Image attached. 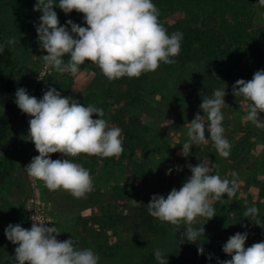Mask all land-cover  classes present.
I'll return each instance as SVG.
<instances>
[{
    "label": "clouds",
    "instance_id": "1",
    "mask_svg": "<svg viewBox=\"0 0 264 264\" xmlns=\"http://www.w3.org/2000/svg\"><path fill=\"white\" fill-rule=\"evenodd\" d=\"M258 4L264 7V0H258ZM54 5L57 0H36L33 10L41 13L35 27L39 46L46 51L42 59L58 73L75 75L88 60L109 80L125 76L139 78L143 73L157 70L161 63H174L173 58L180 53L183 33L168 34L159 22L160 12L152 0H58V7L65 14L73 10L82 13L87 26L72 20L61 25ZM7 43L11 45L14 40ZM3 50L4 46L0 45V52ZM65 55L69 56L67 62L63 59ZM232 93L249 102L246 120L264 128V122L259 119L264 113V69L257 70L251 80L238 79L232 85ZM225 95V90L216 89L212 98L202 99L199 107L204 114L197 113L190 121L189 139L182 144V156L188 157L193 145L206 143V132L218 155L229 156L231 145L224 136L221 111ZM14 102L22 113L31 117L28 133L21 138L33 142L39 153L24 168L30 178L42 181L50 191L63 189L74 198H84L93 187L90 171L68 157L86 154L109 158L123 152L122 130L109 127L102 108L82 105L51 86L39 99L26 88H17ZM93 114L99 118L94 119ZM53 153L66 158L54 160L50 156ZM188 167L191 175L179 190L172 188L166 197L154 194L147 203V211L161 222L186 224L183 241L196 243L205 233L204 224L193 227L196 218H213L216 214L212 201H219L225 194L234 197L239 184L236 172H232L233 179L229 180L213 174L215 165L203 161ZM257 214L255 206H248L243 213L245 217ZM46 222L52 221L33 219L30 229L18 223L4 229L7 239L18 245L8 264H98L100 258L95 252L80 249L73 237L58 240L57 227ZM247 237V232L230 236L222 250L231 259L217 258V264H264V241L245 247ZM203 252V247L198 246V254ZM154 256L159 264H167L160 249L154 251Z\"/></svg>",
    "mask_w": 264,
    "mask_h": 264
},
{
    "label": "rangeland",
    "instance_id": "2",
    "mask_svg": "<svg viewBox=\"0 0 264 264\" xmlns=\"http://www.w3.org/2000/svg\"><path fill=\"white\" fill-rule=\"evenodd\" d=\"M36 0H0V33L2 40L11 50L12 56L17 60L14 69L13 94L17 88L24 87L32 96L42 98L44 91L49 88V81L54 80L68 84L72 93L71 97L76 99L86 91H94L100 94L108 83V80L98 73H94L91 68L96 64L88 61L84 67H79V72L75 75L69 73H58L54 69L47 67L42 59L46 54L39 46L35 24L39 22L40 12L34 11ZM54 11H58L54 5ZM253 28H261L257 36L258 43L264 42V7L254 10L252 17ZM75 23L87 26L83 20V15H76ZM257 34V33H256ZM9 39L14 40L13 44H8ZM67 62L68 58H63ZM251 66L248 73L239 76L236 72L229 76L218 89L225 90V104L221 111L223 114L222 125L225 129L224 136L231 145L230 154L227 158L233 163L234 169L240 170V178L251 180L250 188L253 201L248 203L244 193L237 190L232 198L227 194L219 201H212V205H217L222 209L229 202L230 212L221 210L216 215L207 220L206 217H197L196 222L205 224L214 231L222 244L226 236L237 232H251L255 220L252 217H245L243 213L248 206H255L258 214L255 215L258 224L264 225V128H258L252 122L246 120L248 111V101L243 97H235L232 93V85L238 79L251 80L257 71ZM162 90L155 92L142 108H134L133 114L137 116L145 129L141 130L139 148L146 150L143 159L138 155H133V162L123 160L117 168L111 170L108 158L92 156L93 161L88 162L86 154L77 157H68L74 163L90 171L93 187L84 198H74L69 192L60 189L50 191L42 181L32 179L27 175L24 168L30 163L32 157L39 155L35 145L31 141L22 139L29 129V117L26 115L25 127L21 128L19 140L17 141L18 156L14 158L17 171L8 181L7 190L0 193V234L2 235L3 251L0 253V264H8L10 258L14 256V250L18 245L9 241L4 233V229L9 224H20L22 227L30 229L29 212L35 208L41 209V216L37 213V218L46 222L48 226L53 223L57 227V239L63 241L73 237L78 242L80 249H88L83 246L81 232L85 228H97L91 223L92 216H99L104 211L112 213L121 200L122 193L129 196L128 206H137L144 202H149L154 194L164 195L183 185L185 180L191 175L187 171L188 165L193 166L201 161L209 165H215L213 174L223 175L228 171V162L224 157H220L217 150L206 132V143L193 145L188 157L181 155L182 144L188 141L187 130L189 123L199 113L203 115V110L199 107L201 102L196 103L198 111L191 114V118L180 127H175L179 120H176V113L180 108L173 105L169 99H160ZM102 97H97L101 100ZM16 111H22L15 103ZM110 109H103V118L107 121V112ZM130 109L124 110L128 113ZM93 118H99L93 114ZM204 119L207 120L206 114ZM260 121L264 122V113L259 115ZM176 120V121H175ZM110 127V126H109ZM232 148L234 152L232 153ZM144 154V153H142ZM62 157V154L60 155ZM125 162V163H124ZM96 165H92V164ZM92 165V166H91ZM103 165V166H102ZM187 165V167H184ZM172 169L170 174L168 170ZM238 170V171H239ZM250 196L248 199H250ZM237 205H240L236 208ZM228 207V205H227ZM118 208V207H117ZM227 215H223V212ZM230 213V214H229ZM35 217L31 219L37 220ZM252 219V220H251ZM158 224L175 226L167 222H161L155 218ZM231 228H228V225ZM172 228V227H171ZM249 228V229H248ZM108 235L110 228L106 229ZM254 235L252 232L251 236ZM258 241H264V234L257 236ZM90 242L89 239H86ZM119 240L120 243L131 241L129 232L121 231L119 228L115 237H110L109 241ZM248 247V246H245ZM100 263V259L98 261Z\"/></svg>",
    "mask_w": 264,
    "mask_h": 264
},
{
    "label": "trees",
    "instance_id": "3",
    "mask_svg": "<svg viewBox=\"0 0 264 264\" xmlns=\"http://www.w3.org/2000/svg\"><path fill=\"white\" fill-rule=\"evenodd\" d=\"M159 9V22L167 29L169 35L176 31L183 33L181 50L172 64L161 63L157 70L141 74L139 78L127 76L109 80L95 65L94 73L106 78L108 83L100 94L86 91L76 100L85 106L94 105L107 112V122L110 127L122 130L121 139L123 152L118 157H109V167L117 168L123 160L133 162V155L143 159L147 149L139 148L141 130L145 129L141 120L132 112L134 108H142L155 92L163 91L160 99H169L173 105L180 108L176 113L182 126L191 118V114L199 110L196 103L203 98H212L214 90L234 72L239 76L248 73L251 66L264 69V42L258 43L257 36L262 29L253 28L254 10L262 9L258 0H152ZM61 25L68 20L75 22L76 15H83L73 10L65 14L55 5ZM69 30H70V26ZM257 33V34H256ZM0 45V193L7 190V184L17 171L14 158L18 156L17 141L24 129L26 115L15 108L13 94L14 69L17 60L12 56L1 37ZM63 58H68L65 55ZM86 60L79 67H84ZM55 87L62 96L69 97L71 92L68 84L50 80L49 87ZM97 97H102L97 100ZM130 109L128 113L124 110ZM175 120V121H176ZM235 149V148H234ZM232 148V153L234 152ZM144 153V154H142ZM60 153L50 154L52 159H58ZM88 162L94 157L88 156ZM125 163V162H124ZM93 166L96 164H92ZM91 165V166H92ZM103 166V165H102ZM123 199V200H122ZM129 196L122 193L112 213L104 211L99 216H92L91 223L97 228L82 230L81 241L84 247L91 249L99 258L101 264H159L154 251L160 249L167 264H217L219 260L231 259L222 250L223 244L234 234L226 236L222 244L218 235L205 224L198 221L193 225L199 228L203 225L204 235L196 243L183 241V231L187 227L158 224L147 211V202L137 206H128ZM240 205H237L239 207ZM172 227V228H171ZM179 228V231L177 230ZM110 228L108 235L106 229ZM131 234V243L119 240L109 241L115 237L118 229ZM0 234V251L2 246ZM90 242H87L86 239ZM198 246L204 249L198 254ZM211 258L209 259V255Z\"/></svg>",
    "mask_w": 264,
    "mask_h": 264
},
{
    "label": "crops",
    "instance_id": "4",
    "mask_svg": "<svg viewBox=\"0 0 264 264\" xmlns=\"http://www.w3.org/2000/svg\"><path fill=\"white\" fill-rule=\"evenodd\" d=\"M224 160L226 161V163H227V161H229L228 164H227L229 166L228 167V171L225 172V173H223V175H219V176L222 179L223 178H227L229 180H232L233 177H232L231 174H232V172H236V174H237L236 179H237V182L239 184V187H238L237 190H239L240 193H244V197L246 198V201L248 203H251L253 201L252 195L250 196V194H247V193H252V190L250 188V184H251L252 181L251 180H247L246 178L239 179L240 178V176H239L240 175V170L239 169H234V166L232 165L233 163L230 161L229 158H224ZM184 167H187V165H184ZM186 169H187L188 172L190 171L189 168H186ZM249 196H250V199H248ZM260 203L261 204H264V200L261 201ZM227 205H228V207H227ZM212 206L214 208L215 214L218 211L221 213V210L230 212V210H229V202H226V207L225 208H222V209L218 208L217 205H212ZM224 214L227 215L226 212H223V215ZM221 215H222V213H221ZM252 218H254L255 224H253L254 226H253V228H251L252 231L251 232L249 231V233H248V237H247V240L245 242V246H251L253 243H256L258 241L257 236H261L262 234H264V225L263 224H257L258 221H257V219H256L255 216H253ZM228 228H231V226L228 225ZM252 232H254V235L251 236ZM1 239H3V237ZM1 251H3V247L2 246H1ZM1 251H0V253H1Z\"/></svg>",
    "mask_w": 264,
    "mask_h": 264
},
{
    "label": "built area",
    "instance_id": "5",
    "mask_svg": "<svg viewBox=\"0 0 264 264\" xmlns=\"http://www.w3.org/2000/svg\"><path fill=\"white\" fill-rule=\"evenodd\" d=\"M38 208H35V210H33V212H29V221H30V223H31V225H32V223H33V220L31 219V217L33 218V217H35V218H37V213H40V214H38V215H40L41 216V213H42V210L41 209H39V210H37ZM37 220L39 221V220H41V219H39V218H37Z\"/></svg>",
    "mask_w": 264,
    "mask_h": 264
}]
</instances>
